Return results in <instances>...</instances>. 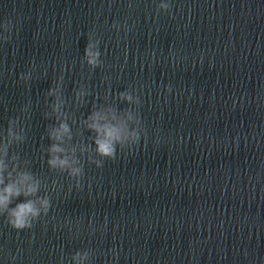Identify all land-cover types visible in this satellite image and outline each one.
Wrapping results in <instances>:
<instances>
[{
    "label": "clouds",
    "instance_id": "obj_1",
    "mask_svg": "<svg viewBox=\"0 0 264 264\" xmlns=\"http://www.w3.org/2000/svg\"><path fill=\"white\" fill-rule=\"evenodd\" d=\"M162 8L167 9L168 5H161ZM94 60H89V63H94ZM64 130L66 126L62 125ZM107 138L104 140H98V153L102 156L112 157L114 155L115 149L113 147V140H119L120 137L115 129H109L106 133ZM51 152L56 153L60 152L61 149L55 145L50 149ZM7 154V149L5 148V155ZM67 160H58V158L53 157L49 164L52 167H56L58 164L60 166L67 165ZM3 171V164L0 161V173ZM74 171H79L74 170ZM32 177L30 174H24L21 176L19 182H10L6 187L0 190V212H7V222L17 230L30 228L32 226V222L37 220L41 213L40 208L37 207V203L34 200H28L25 203L17 204L15 208H8V205L11 203V199L13 197H18L21 194L24 196H32L38 191L39 185L36 184H29L24 187L27 181L31 180ZM3 183V177L0 176V184ZM39 203L44 208V214H47L49 208V201L45 199H41Z\"/></svg>",
    "mask_w": 264,
    "mask_h": 264
}]
</instances>
